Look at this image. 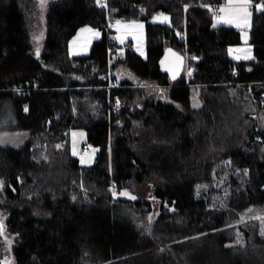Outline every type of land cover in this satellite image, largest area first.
<instances>
[{"label":"trees","instance_id":"16d2710c","mask_svg":"<svg viewBox=\"0 0 264 264\" xmlns=\"http://www.w3.org/2000/svg\"><path fill=\"white\" fill-rule=\"evenodd\" d=\"M251 1L254 58L235 60L230 48L242 44L241 31L216 25L204 6L226 0H51L39 55L30 23L38 0H0V130L32 135L20 148L0 141V210L9 215L0 219V264L7 240L17 264H258V256L264 264L259 224L239 227L244 244L230 226L243 211L264 209V11ZM163 12L170 24L151 22ZM110 14L146 21V59L130 47L110 64L117 48L105 29ZM87 25L102 38L90 54L72 56L70 42ZM184 35L197 54L194 71L172 81L159 61L167 47L181 49ZM119 65L160 89L118 81ZM192 88L201 108L192 105ZM75 128L87 131L84 146L98 148L92 166L73 155ZM225 172L229 209L208 190ZM147 184L149 198L119 196H141ZM155 201L147 235L125 206L154 211Z\"/></svg>","mask_w":264,"mask_h":264},{"label":"rangeland","instance_id":"374dc122","mask_svg":"<svg viewBox=\"0 0 264 264\" xmlns=\"http://www.w3.org/2000/svg\"><path fill=\"white\" fill-rule=\"evenodd\" d=\"M50 1L51 0H44L42 6L41 0H38L37 4L35 5L34 14H31L30 23L31 25H34L31 30V44L32 50L35 53L37 52V48H39V52H41L44 48L47 32V10ZM263 1L264 0H258V2L260 3ZM103 5H105L104 1ZM262 5H264V2L262 3ZM240 7L241 5L237 2V0H233L231 5L229 0H226V4L221 8L229 9V11L222 12V15L220 16H215L216 25H231L237 27L242 33V44L234 46L231 49V57L235 60L254 58V48L250 43V29L252 26L253 8L251 6L249 7L248 11L250 12V16L245 18L243 13L237 10ZM110 19V24H112L116 29L115 36L117 40V48L110 64L112 65L114 62H116L119 57H124L130 47H132L133 50L136 51L141 57L146 59L148 57L146 21L142 19H122L115 16H111V14ZM151 22L158 24H170L171 16L170 14L164 12L158 13L155 15V17H153ZM102 35L103 31L100 28H96L90 25L82 27L70 42L71 55L83 56L90 54L94 42L96 40L101 39ZM114 71L118 81H133L135 83L134 87L142 88L152 92H155L160 89L155 84L145 85L143 83H140L139 79L125 65H119ZM189 71L190 73H193L194 71L190 62L188 63V69L186 68L184 76L186 75L187 77H190L191 75L189 74ZM155 96L164 99L162 95L155 94ZM191 99L194 108L202 107V101L200 99L199 91L197 88H192ZM254 100L259 101L258 98ZM261 105L263 107L260 110V115L258 114V117H260L259 119L261 120V123L263 125L264 100L261 102ZM87 135L88 133L85 129H72L70 132L71 149L73 155L79 159L81 165L92 166L96 161L98 148L91 144L90 151L84 148V144L87 143ZM31 136V132L27 129L9 128L5 130H0L1 143L5 145H11L16 148L22 147L26 142L31 139ZM227 175V172L223 173L222 175H219L217 177L215 187H211V185L214 186L213 183L208 186V190L210 192V199L213 202L215 201L217 205H220L222 209H229V206H227L225 202L228 194ZM138 191L141 193V196L133 190H125L124 192L119 194V196L125 199L135 201L138 199L149 198L152 195L151 186L148 184L145 186H140L138 188ZM125 193H127V195H125ZM132 197H134V199ZM215 198L217 201L214 200ZM147 207L148 206L146 204L136 206L127 205L125 206V210L129 211L128 213L130 214L131 219L135 221L136 225L142 230V232L147 235H150L152 232L155 216H157L159 213V203L158 201H155L154 211H149ZM8 216L9 215L7 212H3L2 210H0V219L5 220L6 218H8ZM251 222L254 224H259L260 233L264 235V209L262 207L253 206L243 211L240 214L239 219L230 224V226H233L235 228V231L237 232L238 243L244 244V235L239 229V227L244 224H251ZM209 247L211 246L209 245ZM4 250V264H17L15 257L12 253V240L6 241ZM247 256H250V254L248 253ZM261 259L262 258L260 256L257 257L256 261L258 264H261Z\"/></svg>","mask_w":264,"mask_h":264},{"label":"water","instance_id":"95a60500","mask_svg":"<svg viewBox=\"0 0 264 264\" xmlns=\"http://www.w3.org/2000/svg\"><path fill=\"white\" fill-rule=\"evenodd\" d=\"M159 64L163 73L168 74L172 81H177L184 74L186 57L178 49L169 46L166 48Z\"/></svg>","mask_w":264,"mask_h":264},{"label":"built area","instance_id":"2783aa9c","mask_svg":"<svg viewBox=\"0 0 264 264\" xmlns=\"http://www.w3.org/2000/svg\"><path fill=\"white\" fill-rule=\"evenodd\" d=\"M257 4L260 5L262 3L259 2ZM208 7H210L212 9L214 15H218V16L222 15V12L219 11V9H221L220 8L221 5H219V4H213V5H208ZM105 29L107 31V35H108L109 41H111V42L115 41L116 40V36H115L116 30H115L114 26H112V25H106L105 26ZM183 41H184V45L181 47L180 52H182L185 55L186 60H187V63H189V61L191 59H194V58L197 57V54H196L195 51H192L190 49V47H189V45L187 43V35H184ZM189 73H190V71H189ZM106 77L109 79V86H108V88H109V90H111L112 87H113V85H114V80L112 78V74L109 72V74H107ZM110 105H112L114 111H118L120 109V103H118V102H114V101L112 102L111 101ZM84 147H85V149H87L88 151H90V145L86 144Z\"/></svg>","mask_w":264,"mask_h":264},{"label":"snow or ice","instance_id":"6c2138e0","mask_svg":"<svg viewBox=\"0 0 264 264\" xmlns=\"http://www.w3.org/2000/svg\"><path fill=\"white\" fill-rule=\"evenodd\" d=\"M229 2H230V5H231L233 0H229ZM237 2L241 5V7L239 9H237V10L239 12L243 13L245 18L250 16V12L248 11V9L251 6V0H237ZM41 3H42V6H43L44 0H41ZM257 9L261 10V11H264V5H258ZM219 11L226 12V11H229V9L221 8V9H219ZM140 27H142V26H140ZM37 55H39V48H37ZM125 195H127V193H125ZM132 198L134 199V197H132ZM149 219H151V218H149ZM3 234H4V227H3V223L0 222V236H2Z\"/></svg>","mask_w":264,"mask_h":264},{"label":"crops","instance_id":"0c3cea01","mask_svg":"<svg viewBox=\"0 0 264 264\" xmlns=\"http://www.w3.org/2000/svg\"><path fill=\"white\" fill-rule=\"evenodd\" d=\"M226 4V2L225 3H223L222 4V6H224ZM253 5V2L251 1V6ZM155 17V16H154ZM224 25V24H223ZM225 25H227V24H225ZM234 46H232L231 48H230V53H231V49L233 48ZM251 59H253V58H251ZM240 60H242V59H240Z\"/></svg>","mask_w":264,"mask_h":264},{"label":"bare ground","instance_id":"6f19581e","mask_svg":"<svg viewBox=\"0 0 264 264\" xmlns=\"http://www.w3.org/2000/svg\"><path fill=\"white\" fill-rule=\"evenodd\" d=\"M257 2V1H256ZM264 2V1H263ZM263 2H261V3H263ZM220 4V3H219ZM208 5H213V4H208ZM211 10V9H210ZM214 15V14H213ZM110 18V17H109ZM111 44V43H110ZM115 46V45H114Z\"/></svg>","mask_w":264,"mask_h":264}]
</instances>
